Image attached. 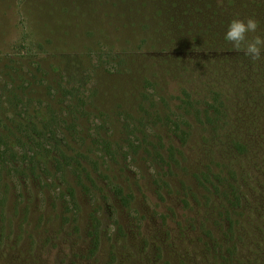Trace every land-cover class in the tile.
Wrapping results in <instances>:
<instances>
[{
    "label": "rangeland",
    "instance_id": "374dc122",
    "mask_svg": "<svg viewBox=\"0 0 264 264\" xmlns=\"http://www.w3.org/2000/svg\"><path fill=\"white\" fill-rule=\"evenodd\" d=\"M162 2L0 0V128L21 126V140L10 142L14 154L0 160V264L248 262L230 257L233 237L222 229L224 191L212 185L223 159L218 132L194 126L182 144L156 112L174 109L181 88L201 98L218 80L230 91L239 84L238 112H258L257 126L264 128V63L226 43L224 29L177 15ZM225 57L245 59L253 76H215ZM70 76L84 77L82 91L89 95L78 121L89 134L84 145L69 133V97L59 87ZM243 85L253 89L251 97ZM127 113L135 120L150 116L131 149L121 129ZM98 129L118 150L114 159L104 161L91 143ZM170 146L177 160L171 169L154 157ZM79 154L98 160L100 168L80 163ZM208 167L212 177L202 185L197 176ZM260 174L249 167L239 211L246 223L254 218L249 203L264 215ZM112 184L122 187L127 205ZM93 216L101 241L92 255Z\"/></svg>",
    "mask_w": 264,
    "mask_h": 264
},
{
    "label": "trees",
    "instance_id": "16d2710c",
    "mask_svg": "<svg viewBox=\"0 0 264 264\" xmlns=\"http://www.w3.org/2000/svg\"><path fill=\"white\" fill-rule=\"evenodd\" d=\"M163 2L176 9L175 13L177 15H182L184 18H200L207 23L208 27L213 28L216 25V27H220L225 31H227L228 25L234 18L253 17L258 21V28L255 33H249L247 38L252 39L257 35L264 37V0H163ZM224 41L229 43L226 39ZM260 61L264 63V55H262ZM220 62L222 67L217 64L218 69L216 68L215 76H235L239 73H241L239 76H253V71L249 63L245 62V59L238 58L234 60L231 57H225L222 60L220 59ZM217 83L213 84V87L216 88L206 89L201 98L196 96L191 88H181L177 98L179 104L174 109L168 106L167 109L159 110L156 113L160 122L182 144L187 143L192 131H194V126L203 127L205 132L208 131V135L218 132L217 137L221 147L219 152L223 159L220 160L222 164L214 175L218 182L212 183V185L216 191H224L221 193L219 200L221 212L224 214L222 225L224 235L233 237L231 249H229L230 257L233 256L235 262L238 258L245 257L248 260L245 264H264V215L251 203L249 204L254 215L252 221L246 223L247 220L240 218L239 214V211L245 208L244 197L246 194L244 190H247L245 185L249 182L247 177L249 167L252 166L254 169H258L264 182V166L262 164L264 153L260 151H264V133L261 132L264 131V128L257 126L258 112L248 111L247 114L238 112L239 109H242L240 101L244 99L243 95L239 93L241 92L240 89L236 88L239 85L238 83L231 91L228 84L223 86L216 85ZM83 85L84 77L70 76L69 81L59 84V87H62L63 96L69 97L68 103L64 105L66 114L73 116L69 133L76 142L84 145L89 134L86 133V129H81L78 121L81 120L82 114L86 112L87 101L85 99L89 95L84 94L82 91ZM243 87L245 94L251 97L253 89L245 85ZM1 111L0 109V115ZM142 117L135 120L133 114H125V122L121 125V129L126 136L127 148L128 146L130 149L135 147L134 140L137 137V132L140 126H143L145 118L150 116L143 114ZM49 118L47 121H50ZM1 121L2 117L0 116ZM49 121L46 126H48ZM65 122H68V119ZM19 130H21V126L18 124H13L5 130L0 128L1 161L6 159L7 154L13 153L10 146L11 140H21L18 136ZM140 131L142 130L140 129ZM94 137L95 139L91 143L97 144L100 148L104 161L107 158L114 159L119 154L118 150L112 147L113 143L101 134V130H96ZM167 152L168 159L165 157ZM63 153L62 155L65 157L66 153ZM225 154H231L233 159L224 160ZM79 156L82 158L79 162L90 164L92 170L100 168L98 160L91 159L90 156L83 154H79L76 160ZM154 157L159 161L158 164L161 167L169 169H171V163L177 161L172 146L162 152H155ZM250 162H254V164H250ZM84 170L87 177L92 179L88 168L84 166ZM104 177L105 179L108 178L107 182L112 183L109 177ZM211 177V169L208 167V170L203 171L201 176H197V180L205 185L204 183L210 181ZM112 189L119 202L127 205L129 201H127V196H125L122 187L112 184ZM71 195L73 196V194ZM262 195L263 197H260V200L264 201V193ZM249 200L251 199L249 198ZM91 229V232H89L92 237L90 253L93 255L97 252L101 241L97 217H92ZM235 237L238 240H235Z\"/></svg>",
    "mask_w": 264,
    "mask_h": 264
},
{
    "label": "clouds",
    "instance_id": "9594fccd",
    "mask_svg": "<svg viewBox=\"0 0 264 264\" xmlns=\"http://www.w3.org/2000/svg\"><path fill=\"white\" fill-rule=\"evenodd\" d=\"M258 28V21L253 17L245 19L234 18L228 25L225 39L231 42L236 51H244V54L250 60L256 62L262 59V50H264V37L259 35L248 39L249 33H255Z\"/></svg>",
    "mask_w": 264,
    "mask_h": 264
}]
</instances>
